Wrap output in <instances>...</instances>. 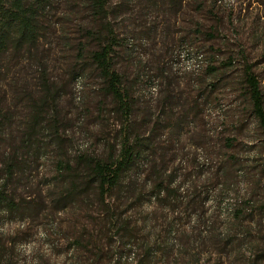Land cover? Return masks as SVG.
<instances>
[{
	"label": "rangeland",
	"instance_id": "374dc122",
	"mask_svg": "<svg viewBox=\"0 0 264 264\" xmlns=\"http://www.w3.org/2000/svg\"><path fill=\"white\" fill-rule=\"evenodd\" d=\"M84 4L51 0L42 76L22 60L25 91L1 85L0 264H264V132L243 85L247 68L264 100V0H109L129 115L90 62L103 36ZM128 137L148 146L100 197L81 159Z\"/></svg>",
	"mask_w": 264,
	"mask_h": 264
},
{
	"label": "trees",
	"instance_id": "16d2710c",
	"mask_svg": "<svg viewBox=\"0 0 264 264\" xmlns=\"http://www.w3.org/2000/svg\"><path fill=\"white\" fill-rule=\"evenodd\" d=\"M50 1L0 0V89L2 83L11 76L10 84L16 92L23 93L25 91L24 85L17 84L20 79L15 82L12 73V70L22 60L30 63L31 68H34L42 76L45 54L49 51V49H45V40L49 31L47 9ZM84 2L83 8L89 11L94 22L99 23L100 29L97 31L93 28L92 31L96 30V34L103 36V42L99 49L90 54V62L97 66L101 76L105 79L108 93L117 99L120 107H123L124 114L129 115L126 113V106L118 89L120 79L112 71L110 63V55L116 45L113 25L116 19L114 12L108 8L109 0H84ZM168 2L173 6L179 5L180 0H168ZM243 85L252 115L264 132V100L257 79L250 69L246 68L243 72ZM37 108L38 104L30 106L35 116ZM33 120H36V117ZM3 124L4 122L0 118V131ZM147 146L148 143L146 145L129 143L128 137L119 143L117 154L112 159L106 161L94 158L81 159L85 164L90 186H95L100 197L117 189L125 174L142 154L140 150L146 149ZM2 199L0 193V204Z\"/></svg>",
	"mask_w": 264,
	"mask_h": 264
},
{
	"label": "bare ground",
	"instance_id": "6f19581e",
	"mask_svg": "<svg viewBox=\"0 0 264 264\" xmlns=\"http://www.w3.org/2000/svg\"><path fill=\"white\" fill-rule=\"evenodd\" d=\"M223 2V1H222Z\"/></svg>",
	"mask_w": 264,
	"mask_h": 264
}]
</instances>
